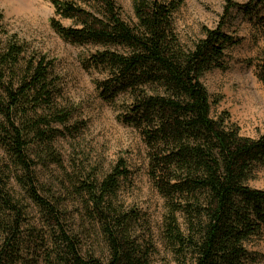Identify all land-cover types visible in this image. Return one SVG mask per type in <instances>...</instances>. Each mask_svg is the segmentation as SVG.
Returning a JSON list of instances; mask_svg holds the SVG:
<instances>
[{"label": "trees", "instance_id": "trees-1", "mask_svg": "<svg viewBox=\"0 0 264 264\" xmlns=\"http://www.w3.org/2000/svg\"><path fill=\"white\" fill-rule=\"evenodd\" d=\"M49 2L53 31L90 46L85 68L102 76L94 80L98 98L119 104L118 121L141 138L173 264H253L250 247L264 235V190L249 181L264 166V136L243 137L227 115L213 118L202 79L226 69L225 52L239 43L226 31L234 12L261 25L264 48V0H223L220 23L189 45L174 26L183 0H136L134 24L116 0ZM2 20L0 14V264H151L149 220L119 200L130 176L122 160L101 177L47 181L51 166L62 167L57 142L78 137L85 122L72 124L75 111L62 104L53 62L7 36ZM255 76L264 83V53ZM66 199L79 207V230ZM84 234L100 256L84 251Z\"/></svg>", "mask_w": 264, "mask_h": 264}, {"label": "rangeland", "instance_id": "rangeland-1", "mask_svg": "<svg viewBox=\"0 0 264 264\" xmlns=\"http://www.w3.org/2000/svg\"><path fill=\"white\" fill-rule=\"evenodd\" d=\"M233 1L242 5L249 0ZM135 2L116 0L128 24L136 22ZM222 8L223 0H183L174 14V26L180 41L189 45L201 37L204 27L215 28L220 23ZM0 14L7 36H15L29 54L43 55L53 62L55 74L60 78L62 104L75 111L72 124L85 122L78 137L57 142L62 167L51 166L47 181L49 175L64 183L68 179H83L88 174L101 177L122 160L130 176L121 184L119 200L125 208H136L147 216L156 248L151 264H173L161 241L164 204L148 178L144 145L134 129L118 121L120 105L107 104L98 98L94 80L102 76L85 68L90 46L65 42L53 31L49 22L54 9L49 0H0ZM260 15L264 17V9ZM232 18L226 31L239 43L226 50V69L206 73L202 82L213 101L211 116L227 115L229 124L237 126L243 137L257 139L264 136V83L255 76V65L264 53L261 25L250 22L237 12ZM62 24L67 27L72 22L64 20ZM249 186L264 190V166L256 169ZM56 189L62 198H66L67 194L61 192L59 186ZM64 204L74 215L79 230L81 221L76 212L77 203L66 199ZM82 238L84 251L93 248L100 256V246L95 247L94 238L87 234ZM250 250L255 258L253 264H264V235L252 243Z\"/></svg>", "mask_w": 264, "mask_h": 264}]
</instances>
